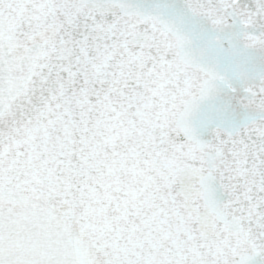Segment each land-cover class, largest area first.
I'll use <instances>...</instances> for the list:
<instances>
[{
    "label": "snow or ice",
    "instance_id": "1",
    "mask_svg": "<svg viewBox=\"0 0 264 264\" xmlns=\"http://www.w3.org/2000/svg\"><path fill=\"white\" fill-rule=\"evenodd\" d=\"M0 264H264V0H0Z\"/></svg>",
    "mask_w": 264,
    "mask_h": 264
}]
</instances>
